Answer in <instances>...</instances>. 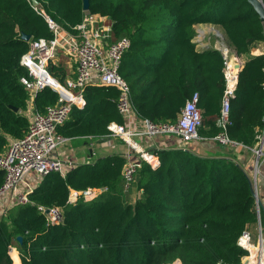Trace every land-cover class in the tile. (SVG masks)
Here are the masks:
<instances>
[{
    "label": "trees",
    "instance_id": "16d2710c",
    "mask_svg": "<svg viewBox=\"0 0 264 264\" xmlns=\"http://www.w3.org/2000/svg\"><path fill=\"white\" fill-rule=\"evenodd\" d=\"M87 1V12L111 21L113 39L130 40L118 73L128 85L134 114L153 124L175 123L197 95V143L223 132L225 79L221 53L197 49L194 27L220 26L236 54L247 56L227 99L224 133L246 147L257 143L264 131V53L249 56V49L264 41V23L247 0ZM36 2L34 7L30 0H0V154L8 138L21 139L28 130V95L20 84L28 72L20 58L29 42L52 39L44 15L73 32L85 12L83 0ZM50 72L60 83L73 78L64 58ZM118 97L114 88L86 86L85 105L72 108L56 133L68 140L107 139L108 125L124 122ZM57 98L45 88L33 99V109L43 114ZM192 143L187 150L151 151L159 165L140 163L131 183L139 193L134 201L123 196L122 154L76 165L64 177H42L26 204L15 203L0 218V264H13L10 247L20 264H241L245 251L238 237L256 221L251 183L233 160L195 153ZM3 181L0 170V187ZM88 188L107 192L89 203H67L70 191ZM38 206L59 208L61 223L47 224ZM12 258L18 264L16 253Z\"/></svg>",
    "mask_w": 264,
    "mask_h": 264
},
{
    "label": "built area",
    "instance_id": "2783aa9c",
    "mask_svg": "<svg viewBox=\"0 0 264 264\" xmlns=\"http://www.w3.org/2000/svg\"><path fill=\"white\" fill-rule=\"evenodd\" d=\"M44 18L53 34L52 39L29 42L28 50L20 58V65L28 72V78L20 79V84L28 95L27 109L24 112L28 119V130L21 139L8 138L7 146L0 154V170L4 173V181L0 187V218L6 208L15 203L26 204L28 194L42 177L51 173H58L61 177L66 174L64 162L54 153L68 139L58 135L56 129L63 125L72 108H83V91L86 86L110 87L119 92L116 109L124 122L122 125L110 123L107 127L109 137L106 140H119L127 147V153L123 154L124 191L133 182L141 162L151 168L159 165L158 158L142 147V140L174 137L179 142L175 149L179 150H187L192 142L198 140L197 128L200 126L201 116L196 108L197 95H193L185 103L175 123L153 124L134 114L129 101L128 85L118 73L121 57L129 48L130 40L125 36L113 39L110 20L85 11L81 23L73 28V32H68L45 15ZM216 38L212 48L217 49L223 57L225 79L220 124L223 132L210 142L230 150L249 151L255 158L252 174L248 175L243 171L254 194L255 231L246 227L239 235L237 245L245 251L241 264H264V194L260 193L262 177L264 184V131L251 148L226 137L224 129L227 123V99L233 95L236 87L240 72L236 66L242 65L246 59L242 60L244 55H237L233 47H218L217 45L225 43L221 37ZM193 42L199 50L206 49L205 44L194 39ZM61 58L65 59L68 66L73 67V78H66L64 83H60L50 72V67L56 65ZM45 88L54 91L58 98L54 106L41 114L33 109L32 103L36 94ZM106 192V188L70 191L67 203L75 204L78 200L89 203ZM37 211L49 225H58L62 221L59 208L38 206ZM13 253H17L16 249L10 247L8 254L11 259Z\"/></svg>",
    "mask_w": 264,
    "mask_h": 264
},
{
    "label": "crops",
    "instance_id": "0c3cea01",
    "mask_svg": "<svg viewBox=\"0 0 264 264\" xmlns=\"http://www.w3.org/2000/svg\"><path fill=\"white\" fill-rule=\"evenodd\" d=\"M210 25L218 26V25H213V24H198L194 27L196 36L198 34L197 31H199L198 42L207 44L205 43L204 39L205 38L208 39L209 36L207 34V36L205 37L204 28ZM220 29L222 30L221 27ZM213 33L214 35L212 34L213 36L212 38H215L216 34L220 37V34L215 33V32ZM196 48H198L197 44H196ZM262 52H264V42H255L253 43L252 47H250L249 49V56H255L258 54H262ZM82 141H83L84 147H81L79 143L78 145H76V148H74L72 144L73 140H68L66 143L60 146L58 150L54 153L57 158H59L60 160L64 162V167L66 171H69L76 165L93 163L96 159L103 157L104 155H108V154L109 155L110 154H122L123 155L127 153V147L119 140L114 139L113 141L110 139L104 142H101V141H98V142L90 141L89 142L86 140H82ZM178 144H179L178 140L174 137H159V138H155L149 141H146V140L141 141L142 147L150 152L154 150H160V149H175L177 148ZM191 147L193 148V152L195 153L198 152L201 155H205V156L211 155V156L222 157V158H227V159L236 161L239 167L248 175H251L252 171H254V166H255L254 159L255 158L251 154V152L250 154H246V152L244 153L239 150L237 151L233 150L235 151V153L233 152L230 153L228 148L221 147V146H215V145H212L211 142H206V141H200V143H197V142L192 143ZM206 147L208 149L211 148V150L207 149L206 151L205 150ZM263 171H264V168H263ZM262 182H263V177H262ZM262 182L260 183L261 195L264 194V184ZM248 228H250L251 231H255V223L254 225H251V226L249 225ZM18 260L20 263L19 257H18Z\"/></svg>",
    "mask_w": 264,
    "mask_h": 264
},
{
    "label": "rangeland",
    "instance_id": "374dc122",
    "mask_svg": "<svg viewBox=\"0 0 264 264\" xmlns=\"http://www.w3.org/2000/svg\"><path fill=\"white\" fill-rule=\"evenodd\" d=\"M215 32V33H218V34H220V37H222L221 39H222V41L225 43L224 45H217L218 47H231V45L228 43V41L226 40V37H225V34L223 33V31L220 29V27H218V26H212V25H210V26H206V28H204V34H205V37L207 36V34H208V36H209V38L207 39V38H205L204 39V41H205V43H207V44H205L207 47L206 48H210L212 45H214V43H215V41L217 40V38L215 37V38H212L213 36H212V34L214 35V33L213 32ZM197 33L199 34V31H197ZM198 34H197V36H195L194 37V41H198L199 39H198ZM203 34V35H204ZM216 36H218L217 34H216ZM262 42H264V41H262ZM197 43V42H196ZM252 45L253 44H251L250 45V47H252ZM262 53H264V52H262ZM258 55H260V54H258ZM256 56V55H255ZM247 58V56H244V57H241V59L242 60H244V59H246ZM245 61V60H244ZM69 68H71V72L73 71V67H72V65H69ZM114 141V140H113ZM80 143V146L81 147H84L83 146V141L81 140V139H78V140H76V139H73V142H72V144H73V146H74V148H76V145H78ZM207 147H206V151H207ZM204 150V151H205ZM208 150H211V148L210 149H208ZM212 152V151H211ZM231 152H233L234 153V151H230V153ZM245 153V152H244ZM203 154V153H202ZM234 162H236V161H234ZM236 164L238 165V163L236 162ZM239 166V165H238ZM105 196V195H104ZM103 196V197H104ZM124 199L126 200V201H134L136 198H138L139 197V193L134 189V187H133V184L131 185L130 184V187L124 192ZM16 257H17V259H18V257H19V254H18V252L16 253ZM12 263L13 264H15V262H14V258L12 259ZM18 264H20L19 263V260H18ZM172 264H179L178 262H174V263H172Z\"/></svg>",
    "mask_w": 264,
    "mask_h": 264
},
{
    "label": "water",
    "instance_id": "95a60500",
    "mask_svg": "<svg viewBox=\"0 0 264 264\" xmlns=\"http://www.w3.org/2000/svg\"><path fill=\"white\" fill-rule=\"evenodd\" d=\"M30 1L32 3V6H34V7L37 6L36 0H30ZM247 2L253 7L255 12L259 16L260 21L262 23H264V4H263L262 0H247ZM82 8H83L84 11L88 10V1L87 0H83ZM22 39L24 41H28L29 40V36L28 35H22ZM242 67H243V64L236 66L238 72L242 69ZM100 141L104 142V141H106V139H102ZM17 240L20 241V238L18 237Z\"/></svg>",
    "mask_w": 264,
    "mask_h": 264
}]
</instances>
